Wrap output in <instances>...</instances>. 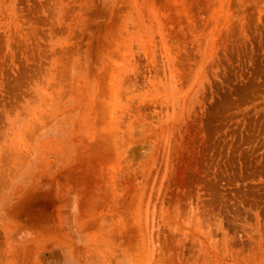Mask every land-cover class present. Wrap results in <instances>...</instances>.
I'll return each mask as SVG.
<instances>
[{
	"label": "rangeland",
	"instance_id": "1",
	"mask_svg": "<svg viewBox=\"0 0 264 264\" xmlns=\"http://www.w3.org/2000/svg\"><path fill=\"white\" fill-rule=\"evenodd\" d=\"M0 264H264V0H0Z\"/></svg>",
	"mask_w": 264,
	"mask_h": 264
}]
</instances>
